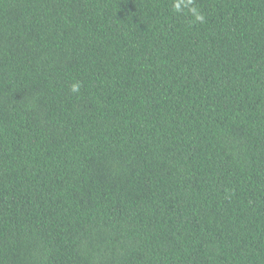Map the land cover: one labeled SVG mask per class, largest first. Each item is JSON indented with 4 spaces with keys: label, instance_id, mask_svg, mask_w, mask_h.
I'll use <instances>...</instances> for the list:
<instances>
[{
    "label": "trees",
    "instance_id": "1",
    "mask_svg": "<svg viewBox=\"0 0 264 264\" xmlns=\"http://www.w3.org/2000/svg\"><path fill=\"white\" fill-rule=\"evenodd\" d=\"M176 3L0 0V264H264V0Z\"/></svg>",
    "mask_w": 264,
    "mask_h": 264
},
{
    "label": "clouds",
    "instance_id": "2",
    "mask_svg": "<svg viewBox=\"0 0 264 264\" xmlns=\"http://www.w3.org/2000/svg\"><path fill=\"white\" fill-rule=\"evenodd\" d=\"M183 3H185V0H180V3H176V4H174V8H175L177 11H179V10H180V6H181V4H183ZM187 3L190 4V3H191V0H187ZM192 12H193V14H194V16H195V20H196V21L203 22V19H204L203 16L200 15V14H198V12H197L196 9H192ZM79 89H80V84H79V83H73V84H72V86H71V91H72L73 93L78 92Z\"/></svg>",
    "mask_w": 264,
    "mask_h": 264
}]
</instances>
